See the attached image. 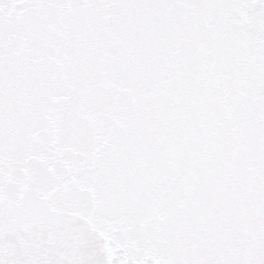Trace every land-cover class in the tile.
Masks as SVG:
<instances>
[{
  "label": "snow or ice",
  "instance_id": "obj_1",
  "mask_svg": "<svg viewBox=\"0 0 264 264\" xmlns=\"http://www.w3.org/2000/svg\"><path fill=\"white\" fill-rule=\"evenodd\" d=\"M0 264H264V0H0Z\"/></svg>",
  "mask_w": 264,
  "mask_h": 264
}]
</instances>
